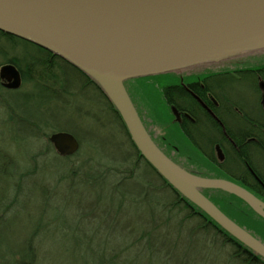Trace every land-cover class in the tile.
Segmentation results:
<instances>
[{"label": "water", "instance_id": "water-1", "mask_svg": "<svg viewBox=\"0 0 264 264\" xmlns=\"http://www.w3.org/2000/svg\"><path fill=\"white\" fill-rule=\"evenodd\" d=\"M0 32L52 52L92 78L145 161L174 191L264 259V245L199 190L233 195L262 220L264 203L230 181L196 176L170 160L151 141L123 85L127 79L263 51L264 0H0ZM0 82L16 91L21 76L4 64ZM48 141L62 158L80 149L69 132H54Z\"/></svg>", "mask_w": 264, "mask_h": 264}, {"label": "rangeland", "instance_id": "rangeland-1", "mask_svg": "<svg viewBox=\"0 0 264 264\" xmlns=\"http://www.w3.org/2000/svg\"><path fill=\"white\" fill-rule=\"evenodd\" d=\"M58 71H55L58 74L55 89L60 91V86H66L67 90L70 82ZM50 82L43 81L42 85L51 87ZM19 90L21 94L28 93L32 87L24 85ZM59 93V99L44 100L43 106L33 100L18 101L21 108L25 106L26 115L21 116L39 122L41 131L35 129V134L21 123L8 121L7 112L0 108V264H17L21 258L27 261L32 253L36 255L35 264H99L114 255L119 257L116 264H165L160 260L161 252L144 250L143 242L133 244L130 232L135 226L122 229L126 222L139 226L138 219L148 220L147 207L133 205L130 196L116 213L114 206L117 207L120 199L111 196L114 189L108 185L110 181L100 185L83 181L82 173H87L90 165L81 168L82 157L91 160L94 168L110 174L119 169L120 162L132 168L131 162L127 163L132 149L119 122H115L94 92L89 93V100L78 94L70 99ZM157 94L147 96L151 103L148 106L162 114L165 105ZM137 100L148 123L150 110ZM66 125L70 128H63ZM152 127L153 134L170 137L168 140L174 145L170 125ZM53 131L72 133L79 140L82 156L73 160L56 156L42 136ZM4 157L12 162L9 170L4 167ZM169 157L176 163L179 161L174 153ZM143 170L140 166L136 174H142ZM19 175L23 178L20 189L13 186ZM134 189L126 187V191ZM167 235L166 246L172 258L168 264H236L230 259V247H186L182 245L186 230L175 246L172 245L175 234Z\"/></svg>", "mask_w": 264, "mask_h": 264}, {"label": "trees", "instance_id": "trees-1", "mask_svg": "<svg viewBox=\"0 0 264 264\" xmlns=\"http://www.w3.org/2000/svg\"><path fill=\"white\" fill-rule=\"evenodd\" d=\"M4 64H12L21 76V86L31 85L32 90L28 93L21 94L20 90L8 91L0 85V108L2 107V109L7 112L8 121L16 124L21 123L22 125L27 126L33 131V134L37 133L38 130L41 131V128L38 125L39 122L32 121L21 116L24 113L25 106H22L21 108V106L18 105V101L24 100L25 103H27V101L33 100L35 102H41L40 105H42L44 100L47 102L48 100L59 99L60 91L65 93L70 99L78 94L83 96V99L85 100L90 99V92L96 93L97 97L103 101L108 111L116 120L115 122H119V125L123 130L122 132L126 135L129 146L132 149V157H129V161L127 162L128 164L131 162L132 168L129 169V166L127 165L126 168L125 165L121 164L123 162H120L117 163L119 164V169L112 170L113 173L110 174L109 172L99 171L94 168L91 160H87L88 158L84 157H82L81 168L87 164L90 165L87 173H82L85 184L89 183V185H100L106 181H110L108 182V185L114 189L111 196H116L120 199L118 202L119 204L116 205L117 207L114 206V212H120L124 207L123 202L130 196L132 197L133 205L147 207L149 215L148 220H142L141 218L138 219L139 226H136L135 223L132 224V222L129 221L126 222V225L122 228L125 229L128 226L131 227V225L135 226L130 232V234H133V244L135 246L143 242L144 250L156 253L161 252L163 255L160 260L165 264H168L172 258L170 256L171 251L168 249L169 247L166 246L167 234H175V243L173 240L172 245L177 246V244H179V239H181L180 236L182 235V232L186 230L187 237L184 239L185 242L182 240V245L186 247H191L193 245L201 248H204L205 246H212L216 248H218V246H220V248L230 247V259L235 261L236 264H264V259L262 260L261 257L251 252L248 248L231 237L199 208H196L195 205L187 199L185 200V198L177 191H174V189L145 161L133 142H131L132 140L128 132H126V127L121 121L118 112L113 107L111 102L108 101V98H106L105 93L101 91L102 89L99 85L92 78L85 75L79 71V69L73 67L69 62L56 56L52 52L50 53L45 51V49H40V47L30 42H26L14 36L0 32V66ZM56 70H59L58 72L62 73L64 77H67L69 80L67 81L70 82L67 90L65 89L67 88L66 86H60L61 90L56 91L55 86H57L58 82V74H56ZM43 81H51V87L43 86ZM74 90H76V92H74ZM157 93L158 92L156 90L148 88L141 94H138L139 102L150 110L151 119L148 124L150 127L159 126L163 123H165V125L168 124L172 126V115L169 110L164 107L163 109L165 112L160 114L148 106L151 105L148 100L149 95ZM19 110L21 111V114H17ZM46 126L54 130V127H50L49 125ZM63 128L69 129L70 126L66 125ZM50 134L44 133L42 136L47 139V146L52 148L48 141ZM163 140H165L168 147L171 148L172 151L173 143L171 140ZM80 150L72 157L67 156V158L63 159H78L82 156L80 155ZM172 153L174 152L172 151ZM3 160L5 161V169L12 166V162H8L5 157ZM140 166L144 167V170L142 174L138 175L136 172ZM120 169L122 170L121 172L119 171ZM19 177L16 181L17 183L13 182V186L15 188L16 186L19 187V183L23 179ZM129 186H133L135 189L133 191H126V187ZM123 187H125V190ZM199 191L229 219L250 233L264 245V220L250 210V208L242 200H239L237 197L220 190L200 189ZM16 192V194H18L17 189ZM103 256L105 255L103 254ZM118 258L119 257L117 255L112 257L110 256L106 259L103 257L101 259H104L103 262L99 264H116V262L119 261ZM35 260L36 255L32 253L29 260L26 261L24 258H21L20 262L17 264H35Z\"/></svg>", "mask_w": 264, "mask_h": 264}, {"label": "flooded vegetation", "instance_id": "flooded-vegetation-1", "mask_svg": "<svg viewBox=\"0 0 264 264\" xmlns=\"http://www.w3.org/2000/svg\"><path fill=\"white\" fill-rule=\"evenodd\" d=\"M124 88L145 131L168 157L174 152L176 164L230 181L264 203V51L128 80ZM148 88L172 115V151L163 140L170 137L152 133L136 102Z\"/></svg>", "mask_w": 264, "mask_h": 264}]
</instances>
